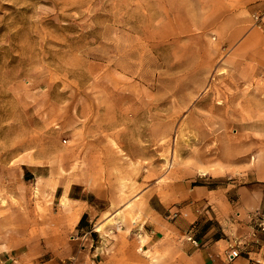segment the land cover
<instances>
[{"label":"rangeland","instance_id":"1","mask_svg":"<svg viewBox=\"0 0 264 264\" xmlns=\"http://www.w3.org/2000/svg\"><path fill=\"white\" fill-rule=\"evenodd\" d=\"M261 156L264 0H0V264L77 235L59 185L108 194L89 243L114 225L123 242L143 189L221 185Z\"/></svg>","mask_w":264,"mask_h":264},{"label":"crops","instance_id":"2","mask_svg":"<svg viewBox=\"0 0 264 264\" xmlns=\"http://www.w3.org/2000/svg\"><path fill=\"white\" fill-rule=\"evenodd\" d=\"M254 161V166L244 163L239 167L243 178L231 180L230 176L229 182L221 185L214 186L209 176L198 175L189 181L175 179L160 190L143 189L139 197L144 199L146 218L139 228L129 229L123 242L107 236L110 232L118 236L117 226L123 230L122 225L108 226L103 234L96 230L99 239L95 246L89 243L92 227H96L92 222L102 217L106 223L116 217V211L98 209L95 201L110 197L78 182L59 185V198L80 208L74 214L77 218L72 228L65 229L77 235L71 239L61 236L59 249L47 259L33 256L34 260H26L17 254L8 255L1 264H10V260L12 264H127L132 257L143 264H264V231L257 226L264 223V156ZM236 245L239 255L231 259L229 254ZM122 248L131 253L126 254ZM154 250L167 255L157 262L143 256Z\"/></svg>","mask_w":264,"mask_h":264},{"label":"built area","instance_id":"3","mask_svg":"<svg viewBox=\"0 0 264 264\" xmlns=\"http://www.w3.org/2000/svg\"><path fill=\"white\" fill-rule=\"evenodd\" d=\"M257 226H258V228H259L261 231H264V223L259 222ZM189 239H190V238H189ZM192 242L195 243L194 240H192ZM238 255H239V251H238V246L236 245L235 249L231 250V252H230V254H229V257H231V259H232V258L237 257Z\"/></svg>","mask_w":264,"mask_h":264}]
</instances>
